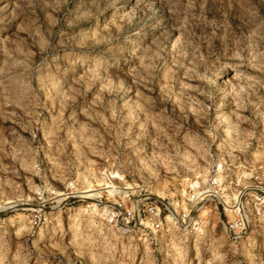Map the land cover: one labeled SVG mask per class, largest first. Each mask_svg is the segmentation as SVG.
I'll return each instance as SVG.
<instances>
[{"label": "rangeland", "instance_id": "obj_1", "mask_svg": "<svg viewBox=\"0 0 264 264\" xmlns=\"http://www.w3.org/2000/svg\"><path fill=\"white\" fill-rule=\"evenodd\" d=\"M253 186L264 0H0V264H264V216L222 225Z\"/></svg>", "mask_w": 264, "mask_h": 264}, {"label": "built area", "instance_id": "obj_2", "mask_svg": "<svg viewBox=\"0 0 264 264\" xmlns=\"http://www.w3.org/2000/svg\"><path fill=\"white\" fill-rule=\"evenodd\" d=\"M249 188L254 189H252V193H245L247 195H250L248 199L241 200V197L238 196L236 199L232 200V203H224V206H220V210L222 212V215L224 216L222 225L224 227V230L232 239H239L240 237H242V235L253 224L255 216L256 218L260 217V215L264 216V212L260 211V207L263 206L260 204L264 201V197L260 196L261 191L256 190V187L254 186ZM44 193L49 195L48 197H50L53 192H37V201L41 204L42 208H45V206L51 208L52 206L49 204L51 202L56 203V201H51V199H44L42 197ZM212 194L213 193H211V191L205 190L200 195L199 200ZM59 195H63V197L61 198L63 200L74 197L71 191L64 192ZM161 204L162 203L159 200H153L148 201L144 204L142 203L141 205L135 204V206L129 210L121 208L120 205L113 206L108 212V214L110 215L108 216V219L109 221L113 220V222L116 223L117 218L119 217L121 221H124V226L127 227L134 226L136 223H140L142 219L145 220V218H147L148 221H150V223L154 225H160L161 220L159 217V213L162 212V209L167 210V208L164 205L161 206ZM248 205L249 208H253L254 213L248 210ZM259 211L262 214H260ZM181 215L182 218H180V222L184 223V221L187 220V214L182 213ZM229 215H232V219L229 218Z\"/></svg>", "mask_w": 264, "mask_h": 264}, {"label": "bare ground", "instance_id": "obj_3", "mask_svg": "<svg viewBox=\"0 0 264 264\" xmlns=\"http://www.w3.org/2000/svg\"><path fill=\"white\" fill-rule=\"evenodd\" d=\"M114 192H111V194H113ZM93 197V196H92ZM87 198H89V197H87Z\"/></svg>", "mask_w": 264, "mask_h": 264}]
</instances>
